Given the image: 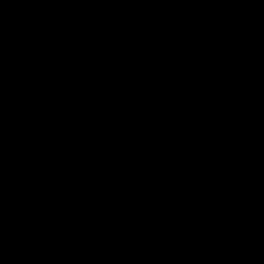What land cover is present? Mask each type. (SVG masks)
Returning a JSON list of instances; mask_svg holds the SVG:
<instances>
[{
	"label": "water",
	"instance_id": "water-1",
	"mask_svg": "<svg viewBox=\"0 0 264 264\" xmlns=\"http://www.w3.org/2000/svg\"><path fill=\"white\" fill-rule=\"evenodd\" d=\"M0 264H264V0H0Z\"/></svg>",
	"mask_w": 264,
	"mask_h": 264
}]
</instances>
